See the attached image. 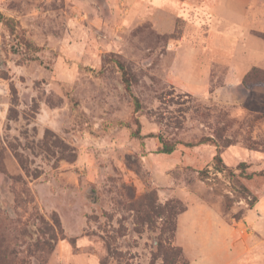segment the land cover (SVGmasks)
<instances>
[{
  "label": "rangeland",
  "instance_id": "obj_1",
  "mask_svg": "<svg viewBox=\"0 0 264 264\" xmlns=\"http://www.w3.org/2000/svg\"><path fill=\"white\" fill-rule=\"evenodd\" d=\"M186 25L161 35L126 0H0V264H186L173 191L264 211V70L194 94L229 55L193 29L189 48Z\"/></svg>",
  "mask_w": 264,
  "mask_h": 264
},
{
  "label": "crops",
  "instance_id": "obj_2",
  "mask_svg": "<svg viewBox=\"0 0 264 264\" xmlns=\"http://www.w3.org/2000/svg\"><path fill=\"white\" fill-rule=\"evenodd\" d=\"M126 2L130 14L136 20L151 21L157 33L171 35L177 22L183 20L189 48L197 49L201 44L207 49L205 39L211 36V45L229 55L227 62L211 63L202 91L196 95L203 96L217 74L222 76L223 85L236 88L253 68L264 70V0ZM189 29L200 33L199 44L198 38L195 42L189 38ZM248 99L254 109H264V87L248 90ZM173 192L174 197L187 203L186 210L178 216L174 236L186 264H264L263 210L252 207L243 218L235 220L219 204L194 197L190 191Z\"/></svg>",
  "mask_w": 264,
  "mask_h": 264
},
{
  "label": "trees",
  "instance_id": "obj_3",
  "mask_svg": "<svg viewBox=\"0 0 264 264\" xmlns=\"http://www.w3.org/2000/svg\"><path fill=\"white\" fill-rule=\"evenodd\" d=\"M124 69V67H122ZM257 70H259L258 68H253L244 78L243 80V83L247 82L248 79H251V77H253L254 73L257 72ZM259 84H254V85H262L264 84V82H258ZM125 84H126V87L128 90H130L131 88V83H130V80L126 77V81H125ZM139 106V104H138ZM175 149V146L174 145H171V144H166L163 151L164 153H172ZM215 162H216V168L217 170L221 171V170H226V166L224 165L223 163V159H222V156H221V150L218 149L217 150V154L215 156ZM186 209H184L183 211H181V213H183ZM180 213V214H181ZM56 222V225L57 227H61V224H60V221L59 219L58 220H55ZM55 241H58L59 240V237L57 235L54 236L53 238ZM180 250V253H182V250L180 248H178Z\"/></svg>",
  "mask_w": 264,
  "mask_h": 264
}]
</instances>
